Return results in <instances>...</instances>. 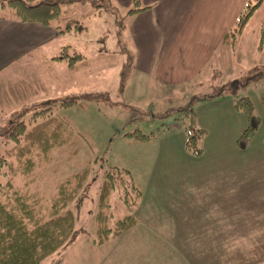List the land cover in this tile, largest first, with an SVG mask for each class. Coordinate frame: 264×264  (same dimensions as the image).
Returning <instances> with one entry per match:
<instances>
[{
    "label": "crops",
    "instance_id": "obj_1",
    "mask_svg": "<svg viewBox=\"0 0 264 264\" xmlns=\"http://www.w3.org/2000/svg\"><path fill=\"white\" fill-rule=\"evenodd\" d=\"M112 1L120 6L132 2ZM140 2L152 6L130 17L136 19L131 27L138 42L136 65L140 71L154 69L162 78L198 74L209 66L211 50L220 44L237 13L211 23L206 5L243 4V0ZM253 15L264 19V1ZM60 37L51 25L0 16V119L23 118L51 107L46 93H38L43 87L34 85L36 80L40 85L48 83L38 77L45 75V67L50 71L58 64ZM185 57V64L178 65L177 60ZM66 67L65 62L64 74ZM220 96L206 97L210 99L206 109L196 111L197 124L206 131L200 156L168 155L162 149L145 188L139 187L142 196L134 211L138 221L99 245L92 242L93 236L76 238L59 264L264 261V90L255 97L258 104L248 96L260 126L244 150L236 147L235 140L245 118L232 101L225 104Z\"/></svg>",
    "mask_w": 264,
    "mask_h": 264
},
{
    "label": "rangeland",
    "instance_id": "obj_2",
    "mask_svg": "<svg viewBox=\"0 0 264 264\" xmlns=\"http://www.w3.org/2000/svg\"><path fill=\"white\" fill-rule=\"evenodd\" d=\"M246 1L243 0L242 5H206L209 22H215L214 19L220 16L221 19L228 17L230 13L238 14ZM97 4L101 1L65 0L64 8L85 28L61 34L59 43L68 46L70 55L74 52L82 54L86 63L76 69L66 67L64 74L62 66L65 61L59 60L61 64L56 63L50 71L45 67V75L38 77L48 79V83L40 85L41 81L36 80L34 85L43 87L38 93H46L52 113L67 117L84 138L78 137L71 145L54 148L46 157L35 155L32 172L26 177L15 178V184L21 186L27 182L29 191H36L43 203L48 204L58 183L74 172L89 170L82 203L69 205L75 214L74 238L45 257L41 264H59L76 238L95 235L98 187L106 170L114 166L127 169L135 185L145 188L162 149L168 150L165 152L168 155H176V152L190 154L184 148V125L176 119L178 109L190 106L196 113L199 108L206 109L210 100L206 97L220 95L225 104L230 101L233 104L234 99L243 95L251 96L258 104L255 97L264 88V74H259L264 72V43L261 49L257 48L261 21L254 15L238 35L234 50L219 44L211 50L214 54L209 66L200 69L198 74L184 72L177 77L162 78L155 75L154 69L143 72L136 65L138 42L131 28L136 19L125 17L131 4H116L119 8L116 12L97 11ZM156 12L151 11V14ZM86 13L89 14L82 15ZM185 62L186 57L183 61L177 60L180 66ZM73 98L84 105L60 106L61 102ZM30 114L22 118L26 123L32 121ZM9 121L15 122L16 117L0 119V131L10 125ZM136 128L143 134L153 132L154 136L145 142L125 136L126 132ZM1 140L0 137V149L3 147ZM202 143L201 140L203 149ZM0 180H4L2 176ZM109 204L108 225L111 226L115 219L126 213L116 188L109 194Z\"/></svg>",
    "mask_w": 264,
    "mask_h": 264
},
{
    "label": "trees",
    "instance_id": "obj_3",
    "mask_svg": "<svg viewBox=\"0 0 264 264\" xmlns=\"http://www.w3.org/2000/svg\"><path fill=\"white\" fill-rule=\"evenodd\" d=\"M100 1L101 4L96 5L97 11L119 10L112 0ZM263 1L247 0L244 3L233 24L222 36V46L234 50L238 35ZM64 5L65 0H0V16L21 22L51 25L59 34L78 32L85 28ZM149 7L150 5L142 4L140 0H132L131 6L125 11V17L129 18ZM263 43L264 19L259 29L257 48L261 49ZM55 59L65 61L70 70L86 63L82 54L74 52L70 55L67 45L60 48ZM259 74L263 75L264 72ZM261 102L264 105L262 99ZM76 104L83 106L84 102L73 98L61 102L60 106L70 107ZM233 107L243 114L246 121L235 140L236 147L244 150L258 130L260 118L247 95L234 99ZM51 110L50 106L35 110L30 115V123L18 118L0 131L3 144L0 149V176L4 179L0 180V264H41L45 257L71 242L76 233L75 214L69 205L73 202L77 205L82 203L88 168L74 172L58 183L48 204L43 203L42 197L36 191H29L27 182L21 186L14 182L15 178L26 177L32 172L35 167V155L46 157L52 149L71 145L78 137L84 138L73 128L67 117L53 114ZM196 118V113L190 106L177 110L176 119L183 123L185 130L184 148L191 155L200 156L203 152L200 141L206 131L197 126ZM125 136L134 141L145 142L151 140L154 133L143 134L136 128L126 132ZM114 188L118 190L126 213L115 219L110 226L109 194ZM141 196V190L131 180L127 169L114 166L106 170L98 187L96 227L92 242L99 245L134 225L138 221L134 211Z\"/></svg>",
    "mask_w": 264,
    "mask_h": 264
}]
</instances>
